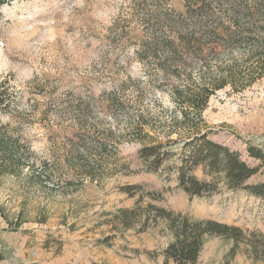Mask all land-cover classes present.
Masks as SVG:
<instances>
[{
  "label": "rangeland",
  "instance_id": "obj_1",
  "mask_svg": "<svg viewBox=\"0 0 264 264\" xmlns=\"http://www.w3.org/2000/svg\"><path fill=\"white\" fill-rule=\"evenodd\" d=\"M189 2L13 0L2 8L0 126L17 165L16 173L0 178V264H165L162 252L173 234L162 220L145 224L151 203L243 230L239 242L208 238L198 264H264L263 199L223 182L213 196L192 198L179 187L171 158L149 170L139 156L151 138L169 144L167 150L179 140L178 152L189 136L177 121L173 85L186 84L189 74L208 78L218 65L234 62L247 65L239 73L246 83L249 69L264 64L258 57L264 15L257 14L243 25L259 27L245 31L234 49L184 55L181 80L162 75L158 59L141 61L137 47L153 23ZM254 77L242 91L217 90L203 120L190 121L259 166L248 147L264 148V75ZM195 175L211 179L203 166ZM263 180L264 166L248 182ZM135 184L141 187L134 196L122 190ZM122 209L134 211L130 228L117 219Z\"/></svg>",
  "mask_w": 264,
  "mask_h": 264
},
{
  "label": "trees",
  "instance_id": "obj_2",
  "mask_svg": "<svg viewBox=\"0 0 264 264\" xmlns=\"http://www.w3.org/2000/svg\"><path fill=\"white\" fill-rule=\"evenodd\" d=\"M12 1L0 0V11ZM189 1L178 10L162 12L159 21L153 23L152 28L141 38L137 47V55L141 61L147 58L158 59L159 62H163L158 69L162 75L175 80H181L183 77L180 68L183 62L185 64V56L193 59L204 58L226 48L234 49V45L239 44L243 39L242 35L245 31L253 33L259 27L255 23L254 28L247 29L248 27H244L243 24L249 26L247 20L255 14L258 18L264 15V0H257L258 4L253 5L242 0ZM224 18H228L229 23L232 24L226 25L223 22ZM258 57L264 59V53ZM242 64L244 63L221 64L218 65L217 71L210 72L208 78L206 72L200 74L198 81L189 74L186 84L173 85L171 96L177 103L182 118L180 121L176 120L188 126L189 136L180 139L183 144L177 149L180 150L178 152L173 150V144L180 142L179 140L170 141V150H167L169 144L153 140L154 138L139 149L140 159L149 170H158L165 160L171 158V168L177 174L179 187L192 198L213 196L219 191L223 182L232 190L246 191L264 200V180L254 184L248 182L249 178L256 175L264 166V148L254 145L248 147L249 155L261 161L259 166H252L242 159L238 152L211 139L208 130L198 127L199 122L190 121V118L203 120L202 113L208 106L211 95L217 90L225 89L228 85L242 91L251 86L256 79L254 76L264 75V64L260 63L257 65V71L249 69L251 80L241 83L240 78L243 75L239 73L244 72L242 67L244 70L247 67L246 64ZM243 74L245 76V73ZM239 83H241L240 88L236 86ZM182 85L184 86L181 87ZM139 124L141 126V122ZM4 129V126H0V178L9 173H16L14 167L17 165L15 155L11 153L12 140L6 137ZM200 166L204 167L210 180L200 179L195 175V171ZM140 187L138 184L125 185L122 190L134 196L135 189ZM148 195H151V192H148ZM155 198L161 197L157 195ZM120 212V218H117L120 223L126 228L132 227L134 211L122 209ZM147 212L149 216H146L145 224H148L151 218L155 222L162 220L173 234V239L162 252L165 264H169L170 261L176 264H198L200 253L208 238L222 236L239 242L244 234L239 226L217 220L196 219L189 213H177L153 203L149 205ZM107 239L109 238L105 241ZM148 255L155 256V252H148Z\"/></svg>",
  "mask_w": 264,
  "mask_h": 264
}]
</instances>
